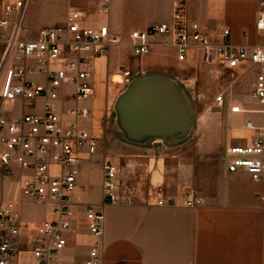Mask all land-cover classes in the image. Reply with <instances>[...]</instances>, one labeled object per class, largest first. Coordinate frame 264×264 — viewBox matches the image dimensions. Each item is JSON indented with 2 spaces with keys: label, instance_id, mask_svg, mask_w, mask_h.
Wrapping results in <instances>:
<instances>
[{
  "label": "built area",
  "instance_id": "1",
  "mask_svg": "<svg viewBox=\"0 0 264 264\" xmlns=\"http://www.w3.org/2000/svg\"><path fill=\"white\" fill-rule=\"evenodd\" d=\"M28 1L2 0L1 6L0 264H102L104 215L99 208L84 205L83 229L91 240L83 257L75 255L76 242L72 244L77 164L85 155H93L98 143V138L79 124L90 114L79 101L94 94L92 62L106 55L117 37L107 24H88L84 11L73 8L65 23L42 27L35 38H24L20 35L21 21ZM101 1V10L106 12L110 0ZM255 1L264 5V0ZM185 10L184 0H174L171 23L132 30L129 37L133 52L148 53L152 34L172 36L178 60L195 52L205 65L231 70L237 77L251 76L250 94L258 107L245 110L235 99L226 103L229 113L257 115L256 120L247 119L243 124L250 133L242 137L245 142L226 148V170L245 172L260 180L264 178V44L235 45L228 29H223L214 42L197 21L187 18ZM255 27L264 36V10ZM122 76V83H127L131 73L125 70ZM67 85L72 86L71 91L65 90ZM37 98L43 101L41 112H22L9 119L2 116L4 106L20 101L23 108L25 101ZM214 102L223 107L224 94L216 95ZM65 114L72 120H67ZM101 171L102 203H119L120 165L104 159ZM148 196L156 206L172 203L159 185L152 186ZM23 200L49 204L52 216L28 229L21 211ZM126 200L132 202L130 196ZM183 201L186 206H196L202 198L187 190Z\"/></svg>",
  "mask_w": 264,
  "mask_h": 264
},
{
  "label": "crops",
  "instance_id": "2",
  "mask_svg": "<svg viewBox=\"0 0 264 264\" xmlns=\"http://www.w3.org/2000/svg\"><path fill=\"white\" fill-rule=\"evenodd\" d=\"M70 1L74 2L73 5H83L77 8L84 11L88 24H107L110 32L123 41L128 39L132 30H146L164 21L171 23L174 2L165 0L166 13L158 19L155 17L156 8L146 0H110L106 12L101 10V0ZM184 3L187 18L197 21L214 42L218 41L217 36L223 29H228L230 41L235 45L250 47L264 44V36L255 27L259 13L264 10V5L259 2L184 0ZM158 35L150 41L147 59L130 61L128 58L134 53L132 46L121 60L118 59L117 56L123 53L122 45L118 44L92 62L94 94L88 107L90 114L79 122L87 120L80 125L98 139L97 128L102 114H98L97 108L111 102L110 95L105 94V81L107 76L115 74L118 62H123L122 65L133 74L129 81L142 72L160 73L172 76L185 91L188 90V83L184 82L179 71L186 64L200 62L198 54L192 52L180 61L172 36ZM127 83L122 84L124 89ZM96 91L97 95L101 93L100 98L96 99ZM30 108L36 109L33 104ZM249 135V132L242 135L230 129L228 132V127L223 136L213 132L208 134L209 141L197 149V161L204 165L199 179L195 175L194 161L181 152L183 145L191 144V132L179 140L151 139L141 144L117 140L109 148V153H103L100 170L104 159L120 165L118 189L121 201L117 204L102 203V171L99 194L85 200L79 194L85 189L81 186L73 195L76 204H91L103 212L102 264H264V178L255 180L245 172L226 170V148L230 144L244 143L242 137ZM213 156L221 160L216 169L210 168ZM86 159L84 157L80 161ZM155 185L164 190L172 200L171 204L156 206L151 202L148 191ZM187 190L201 197L202 203L184 205L183 194ZM127 196L132 198V202H127ZM74 212L72 244L76 242L75 255L83 257L91 237L83 229V208L75 205Z\"/></svg>",
  "mask_w": 264,
  "mask_h": 264
},
{
  "label": "rangeland",
  "instance_id": "3",
  "mask_svg": "<svg viewBox=\"0 0 264 264\" xmlns=\"http://www.w3.org/2000/svg\"><path fill=\"white\" fill-rule=\"evenodd\" d=\"M150 5L156 8L155 17L165 15L166 4L165 0H146ZM73 1L70 0H29L26 10L24 12L20 35L22 37L30 38L37 34L38 30L42 26H52L54 23L59 24L65 22L66 15L69 7L73 5ZM2 0H0V16L2 15ZM73 8L83 5L74 4ZM72 8V9H73ZM52 24V25H51ZM112 35L117 37V42L113 45H122L123 53L119 54L118 59H122L123 54L126 53L130 47L131 42L129 37L126 41H123L120 36L111 32ZM158 34H152L149 36L151 41L157 38ZM112 45V46H113ZM133 52V48H132ZM3 53V44L0 43V59ZM150 53L135 55L132 53L129 56L130 61H139L142 58H149ZM123 62H118L117 71L114 75L106 78L105 81V94L110 95L111 102L109 105L97 108L98 114L101 115V121L98 125L97 130H99V139L97 143V151L93 155H85L87 158L85 161H80L77 164L79 174L77 176L78 189L83 186L85 189L79 191V194L83 199L87 200L89 196H96L99 194V185L101 184V170L100 162L102 161L103 153H109V148L116 144L119 139H124L121 131L115 121L116 113L114 109V103L117 96L122 92V73L128 70ZM179 71V70H178ZM131 73V72H130ZM143 73V72H142ZM140 73V74H142ZM146 73V72H145ZM133 76V74L131 73ZM138 75V74H137ZM184 82L188 83V90L185 91L187 96L189 107L191 111V128L190 132L193 137H191V144L183 145L182 153L186 154L188 157L192 158L195 166V175L199 179L204 165L199 163V157L196 155L199 151L198 148L204 147V142L207 143L209 138L208 134L216 133L219 136H223L226 132V127H228V132L230 130H236L240 134L245 135L247 131L243 128L245 120L252 119L256 120L257 115L253 113L241 112L239 114L229 113L227 115V100L228 102L232 100H237L244 106L245 110L257 108L253 98L251 97L250 89V78L248 77H237L235 73L231 70L221 69L219 66H208L201 62H197L194 65H185L181 67L179 71ZM172 77V76H170ZM38 81H41L40 76H35ZM2 82V77H0V84ZM119 82V83H118ZM72 86H65L66 91H71ZM124 89V88H123ZM219 93H223L225 96V104L223 107H219L215 104L214 98ZM97 95V91H96ZM101 97V93L96 96V99ZM105 96V97H106ZM42 99L37 98L35 100H27L24 102V112H40ZM35 105L36 109L32 110L31 105ZM72 104V103H70ZM69 104V105H70ZM79 105L90 107L91 99H85L79 101ZM22 113V103L20 101H15L9 105H6L2 109V116L5 118H12L19 116ZM93 115V112H92ZM67 120H72V118L65 114ZM81 122H87V120H81ZM82 124V123H81ZM210 136V135H209ZM190 142V141H189ZM200 150V149H199ZM221 160L220 157L213 156L210 160V168H218ZM200 180H198L199 182ZM6 189V188H5ZM79 208H83V203L76 204ZM22 216L28 223V229L32 230L34 226L44 220L45 218L51 217V206L49 204H30L23 200L21 205Z\"/></svg>",
  "mask_w": 264,
  "mask_h": 264
},
{
  "label": "water",
  "instance_id": "4",
  "mask_svg": "<svg viewBox=\"0 0 264 264\" xmlns=\"http://www.w3.org/2000/svg\"><path fill=\"white\" fill-rule=\"evenodd\" d=\"M114 109L118 129L129 142L179 140L190 132L185 90L164 74L142 73L132 78L117 96Z\"/></svg>",
  "mask_w": 264,
  "mask_h": 264
}]
</instances>
